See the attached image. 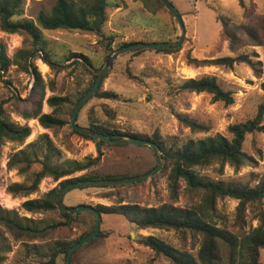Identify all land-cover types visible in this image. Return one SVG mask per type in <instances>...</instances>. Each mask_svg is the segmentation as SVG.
Wrapping results in <instances>:
<instances>
[{
	"label": "rangeland",
	"instance_id": "obj_1",
	"mask_svg": "<svg viewBox=\"0 0 264 264\" xmlns=\"http://www.w3.org/2000/svg\"><path fill=\"white\" fill-rule=\"evenodd\" d=\"M56 0H25L23 17L36 19L41 10L49 11ZM107 21L103 28L106 36H115L112 48L117 50L124 42L156 40L159 33H167L179 37L180 29L176 19L156 1L149 0H109ZM180 11L186 25V38L174 53L158 52L146 49L142 52H127L121 54L114 61L113 68L103 79L102 90L113 91L118 96L113 99L92 98L81 109L79 122L87 126L96 115L103 120L110 121L115 129L142 134L147 136L159 135L168 139L172 135L179 138H200L221 133L229 135L228 127L252 118L261 101L264 92L261 82L264 80V71L261 76L255 74L253 69L245 63H236L233 67L227 66H201L193 67L187 64L188 51L200 59L215 58L233 55L228 47V41L221 34L219 16H229L237 22H250L251 18L264 13V0H170ZM156 12H152V11ZM177 28V29H176ZM46 49L51 54L57 66L52 68L41 58L34 59L39 71L47 83V96L51 94L70 95L74 99L86 89L92 76L73 60H81L77 54L68 60L70 53L86 55L100 69L108 58L107 41L96 35L81 31L42 30ZM30 39L18 33H6L0 28V45L6 47L8 56L14 57L22 48L31 47ZM246 52L253 53L256 61H264L262 46H250ZM42 51L35 52L38 55ZM57 68H60L58 70ZM204 75H213L225 90L232 92L233 104L223 101H213L212 95L206 92L189 93L175 92L174 86L182 84L190 77L199 78ZM35 78L25 72L19 65H11L8 70L0 68V104L9 116L21 124L27 123L32 128L31 135L23 144L6 142L0 150V206L5 209H14L20 216L33 219L32 223L54 222L61 220L60 210L53 209L43 213H29L22 207L27 199L42 197L46 192L58 186L60 181L52 177H45L39 190L28 197L14 196L7 191L9 184L14 182L30 183L34 171L42 168V163H35L25 173L17 169L10 170L8 162L12 154L24 148L48 133L55 145L61 150V157L56 160L62 162L66 159L85 161L88 157H95L98 152L93 140L87 139L73 132L71 115L67 123L56 130L41 126L37 119L26 120L17 110L30 107L28 101ZM54 85L55 90L51 89ZM44 112L52 109L44 102ZM109 110L113 113L109 114ZM80 111V110H79ZM108 111V112H107ZM188 114L200 123L209 126L208 131H193L181 124L175 113ZM104 155L95 167L77 172V176L93 171L98 177L124 178L146 173L157 165L154 151L148 145L139 144H105L102 145ZM243 150L255 158L253 165H244L235 169L230 164L222 165L220 162L202 167L200 173L207 179L223 181L232 186H254L264 177V133L255 132L246 135ZM165 166V161H164ZM163 166V167H164ZM163 169V168H162ZM104 190L95 186L81 189L75 188L63 196L66 206L74 207L79 204L95 206L97 203L110 204L124 200L137 202L142 205H157L169 199V189L166 175L162 170L152 177L126 185L115 190L114 198H100ZM186 196L181 195L177 204L187 205ZM238 200L225 197L220 198L217 204V217L220 223L230 228H239L240 225L248 229L256 226L253 212L248 207L243 218L237 214ZM95 225V215L83 214L73 223L72 228L58 231L59 236L75 239L91 230ZM101 230L108 232L107 237H99L81 245L72 262L74 264H170L164 256H157L149 247L138 242L141 235H156L167 242L184 247L180 235L171 230L149 228L139 229L129 220L116 214L102 216ZM0 241H7L10 248L4 252L3 264H40L42 260V247L47 249L45 243L53 246L50 239L27 242H15L12 237L0 228ZM36 244L40 250L32 245ZM196 251L198 242L189 240V249ZM261 262L264 264V249L261 251ZM60 264H67L64 256L60 257Z\"/></svg>",
	"mask_w": 264,
	"mask_h": 264
},
{
	"label": "trees",
	"instance_id": "obj_2",
	"mask_svg": "<svg viewBox=\"0 0 264 264\" xmlns=\"http://www.w3.org/2000/svg\"><path fill=\"white\" fill-rule=\"evenodd\" d=\"M153 1H156L160 7L173 16L160 0H149L150 3H153ZM24 3L25 0H0L1 30L6 33L24 35L31 41L30 48L18 50L14 57L8 56L6 47L1 44L0 68L8 70L11 65H19L25 72L30 73L35 78L31 90L32 95L28 100L32 105L19 108L17 112L26 120L37 119L44 128L56 130L68 122L65 115H71L79 99L92 88L97 73L92 71L85 63L88 62L95 67L89 57L72 52L68 56V60L80 54L79 56L83 60L76 59L72 62H74V65L82 66L92 76L90 85L75 99L68 94H51L47 96V83L34 59L37 56L52 68L57 66V62L52 61L51 54L46 49L42 30L81 31L96 34L107 41L109 57L115 51L112 48L115 36H106L103 33V28L108 19L110 1L56 0L49 11L41 10L35 20L23 17ZM246 16L251 18L248 23L237 22L229 16H219L221 34L228 41V47L233 55L200 59L188 51L186 53L187 64L197 68L212 65L233 67L236 63H245L253 69L256 75L261 76L264 71V61L254 60L253 53L246 52V48L262 46L264 50V13L253 17L252 13L247 11ZM153 39L144 42L175 41L174 37L167 33H159L157 39ZM131 43L135 42H124L121 47ZM152 49L164 53H174L180 50L170 48ZM40 50L42 51L41 54L34 55L35 52ZM145 50V48H142L133 52L138 53ZM57 69L60 70V68ZM106 77L107 75L104 76V78ZM102 83L91 99L96 97L113 99L118 96L113 91L102 90ZM51 89L55 90L54 85L51 86ZM173 89L179 93L206 92L212 95L214 102L223 101L227 105L234 102L232 92L223 89L213 75H204L199 78L190 77L185 79L182 84L174 86ZM261 89L264 92V80L261 82ZM44 102L51 107L50 112H44ZM4 103L0 104V150L6 142L23 144L32 133V128L27 123L21 124L9 116ZM81 109L77 119L79 125H82L79 122ZM112 113L109 110V114ZM175 116L181 124L193 131L209 130V126L198 122L188 114L177 112ZM93 119L87 124V127L104 134L117 137L133 136L151 139L156 142L165 161L162 173L166 175L169 189V199L157 205H142L137 202L124 203V200L110 204L97 203L95 207L101 212L102 216L104 214L122 215L139 229L157 228L178 233L181 241L185 244L184 247L175 246L152 234L141 235L138 239L139 243L149 247L157 256L166 257L170 264H263L261 262V251L264 249V177L254 186H232L225 184L223 181L203 177L200 169L213 162H220L222 165L228 163L235 169H239L244 165H253L256 162L252 155L243 150V143L247 134L264 133V100L259 103L252 118L229 125V135L217 133L187 139L172 135L166 139L157 134L150 137L115 129L110 121L103 120L104 122H101V118L96 115L93 116ZM73 132L93 140L98 154L95 157H88L85 161L72 159H66L62 162L56 161L61 157V150L55 145L48 133L41 134L37 140L28 143L24 148L12 154L8 162V168L10 170L17 169L19 173L27 172L37 162L42 163V168L34 171L30 183L14 182L8 185L7 191L14 196L28 197L39 190L41 181L48 176L55 181H60L58 186L46 192L42 197L25 200L22 203L25 211L34 214L57 209V195L60 189L68 183L88 179H117V177L109 176L106 178L98 177L93 171L76 175L77 172L98 165L104 155L102 145H111V143L80 133L74 129ZM130 184H136V182L120 185H96L95 187L104 190L99 195L100 198L109 199L114 198L115 194L113 192L115 190ZM89 187L91 186L75 188L85 189ZM181 195L186 196L189 201L187 205L177 204ZM225 197L238 200L237 214L239 219L243 218V213L249 207L254 214L253 220L257 221L256 226L246 229L242 224L239 228H230L227 223H220L217 219L220 216L217 204L220 198ZM85 213L94 216V213L90 211L76 214L60 212L61 220L49 223H44L41 220V224H37L32 223L33 219L20 216L14 209H5L0 206V228L15 242H23L27 246H30L27 242L31 241L53 240L52 247L47 243H45L47 249L42 247L40 264H60V257L64 256L67 260L69 249L91 233L95 229V225L92 226L90 231L75 239L59 236L57 232L72 228L73 223ZM107 236L108 232L100 229L99 233L90 241ZM190 239L198 242L196 251L191 250L193 247L188 248ZM32 246L40 250L38 245L33 244ZM9 248L10 244L7 241H0V264L5 261L4 252ZM79 249L77 248L73 252V259ZM71 263L74 264L72 257Z\"/></svg>",
	"mask_w": 264,
	"mask_h": 264
},
{
	"label": "water",
	"instance_id": "obj_3",
	"mask_svg": "<svg viewBox=\"0 0 264 264\" xmlns=\"http://www.w3.org/2000/svg\"><path fill=\"white\" fill-rule=\"evenodd\" d=\"M160 1L173 14V16L175 17L178 23V27L180 29V34H179L178 39L175 41H152V42L138 41L135 43H131L127 46H124V47H121L115 50L108 57L103 67H101L100 69H95L88 62H85L92 71L97 73V77H96L95 83L92 86V88L89 91H87L79 99V101L77 102V104L75 105L71 113V126L73 127L74 130L80 133L95 137L97 139H102L111 144L148 145L149 147H151V149L154 151L156 155L157 165L151 170L147 171L146 173L137 175V176L117 178V179L78 180V181L68 183L67 185H65L64 187L60 189L56 200H57V207L61 212L76 214L78 212L90 211L94 213L95 215V229L91 233L86 235L84 238H82L80 241H78L75 245H73L72 248L69 249L67 253V264H72L71 256L78 247L87 243L89 240L94 238L99 233L101 229V224H102V214L95 206L89 205V204H79L74 207L66 206L63 203V196L65 195V193L75 187L96 186V185H120V184H127V183L143 181V180H146L152 177L154 174L160 172L164 166V159H163L162 151L159 148L158 144L152 141L151 139H145V138H139V137H133V136H126V137L111 136V135L96 131L94 129H91L87 126L79 125L78 120H77L79 110L91 99V97L99 89L104 76L107 75L111 71L114 65V61L116 60L118 56H120L121 54L130 52V51H134V50L142 49V48H145V49H151V48L179 49L181 48L186 38V32H187L183 16L178 10V8L170 0H160Z\"/></svg>",
	"mask_w": 264,
	"mask_h": 264
}]
</instances>
